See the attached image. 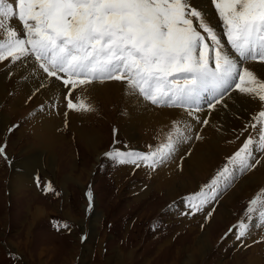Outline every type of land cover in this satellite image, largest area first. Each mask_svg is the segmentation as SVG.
<instances>
[{"label": "rangeland", "instance_id": "1", "mask_svg": "<svg viewBox=\"0 0 264 264\" xmlns=\"http://www.w3.org/2000/svg\"><path fill=\"white\" fill-rule=\"evenodd\" d=\"M207 1L210 9L215 12L210 0ZM206 22L210 23L208 20ZM194 26L206 35L202 29H199L198 21L194 20ZM218 28L219 31H216L213 27L217 35L226 43L224 27ZM11 64L10 60L0 62V73L2 71L7 73ZM38 68L34 72L44 74ZM15 73L11 72L12 75L5 79L6 88H3L4 93L0 95V115L4 114L9 119L5 130L6 135L0 131V146L5 148L7 156V159L0 156V264H109L110 260L115 262L117 258L123 260V264H170L172 261L173 264H179L180 259L176 258L168 263L171 254H174L172 248L177 247L174 248L175 252L183 251L184 248L193 244L197 231L207 229L214 216L216 217L220 203L235 189L240 179L255 172L256 168L262 165H257L251 171H237L233 182L222 191L217 202L205 208L203 212L183 215L182 213L189 211L185 206V197L207 184L225 166L227 158L240 148L249 135H252L254 139L258 138L259 125L255 131L250 125L255 122L253 118L259 111L264 110V104L254 115L245 120L241 128L234 131L235 135L229 139L230 141H226L228 144L231 142L234 149H231L226 156L223 155V158H220L207 171H199L191 182V184L195 183L193 188L181 191L179 196L173 199H167L164 197V191L158 188V182L164 178L173 179L180 176L192 149L200 142V139H195L196 134L199 133L202 137L203 129L205 130L207 126L213 128L216 126L215 121L212 123L213 121L209 120L213 109L208 108L207 104L201 103L199 109L210 110L200 119H208V125H197L195 132H192L191 128L192 131L186 135L192 138L179 143L173 157L153 171L144 166L137 168L130 164L120 165L104 153L113 149L147 152L150 145L155 147L166 142L167 134L172 130L175 119H178L179 111L174 112L168 123L152 121L146 113L149 112L147 113L149 115L156 113L159 109L181 108L152 105L141 97L131 94L126 99L127 85L109 81L104 83H114L120 91L114 89L111 95L104 99L97 94L99 89L94 88L96 83L86 90L78 89L74 95L86 98L95 110L77 113L66 108L65 89L60 83L59 88L62 93L52 92L50 97L45 93L41 95L43 88L35 89L33 93L28 91L20 93L17 86L19 79L18 76L14 78ZM248 97L251 98L249 95ZM253 98L255 103L258 101L261 104L257 98L256 100ZM128 99H133V102L136 100L138 103L142 100L152 107L143 109L141 105L136 106L133 112V106L128 105L131 102ZM15 104L18 105L16 108ZM66 112L67 115H65ZM42 116L47 117L45 118L47 123L51 121L60 123L55 129L58 142L51 146L47 140L49 143L47 147L55 156V161H58L57 174L53 178L40 166L27 177V181H22L21 191L12 193L9 188L10 175L16 171L12 162L15 163L16 160L27 156L26 151L20 150V147L26 148L30 144L36 146L39 139L43 141V138L55 134L54 123L52 129L42 130L45 127L41 125ZM96 118L102 121L106 118L108 121L103 125L105 130L98 128L103 131L101 130L102 135L100 134L99 138L97 158L92 150L86 149L75 130L76 126L81 125L96 126ZM130 118L137 121L138 125L134 127L133 134L129 137V135L126 136L124 125ZM144 119L147 121L144 122ZM246 125H249L248 131H244ZM39 147L45 146L38 145L36 148ZM254 156L261 159V163L264 164V153L255 151ZM83 167L87 168V173L82 174ZM70 176L72 179L69 178ZM37 180L40 187H37ZM49 183L53 191L45 194L44 187ZM81 184L83 187L80 186ZM262 189H264V179L247 197L242 199H240L242 195L236 197L237 203L227 209L228 216L224 218V221H230L222 223L223 226L221 225L218 235L213 239L210 250L203 256L205 264H229V262L245 264L244 262L250 258L254 260L253 262L257 258L256 264H264V226H260L257 216L254 215L248 221L251 225L249 232L252 231L253 238L246 234L244 238L238 240L235 234L229 233L230 228L238 221L245 219V210L249 201ZM89 191L92 192L91 203L87 195ZM36 204L43 206L47 213L33 221L34 207L38 206ZM213 207L215 211L211 219L206 220V213ZM95 210L99 211L101 217L95 226L93 236L89 237L86 226L77 223L71 217L87 220L92 217L91 214ZM67 211L69 215H72L70 218L67 216ZM57 223L59 225L66 223L68 228L61 226L58 231L54 226ZM210 230L214 232V229L210 228L209 233ZM226 233H228L227 236H225Z\"/></svg>", "mask_w": 264, "mask_h": 264}, {"label": "snow or ice", "instance_id": "2", "mask_svg": "<svg viewBox=\"0 0 264 264\" xmlns=\"http://www.w3.org/2000/svg\"><path fill=\"white\" fill-rule=\"evenodd\" d=\"M211 2L223 23L226 43L190 0H0V62L34 61L65 89L69 111L95 110L86 98L74 95L78 89L116 81L125 83L131 95L152 105L185 109L207 126L208 119L200 120L196 113L208 96L210 109L226 107L224 98L232 89L264 104V80L235 58L264 63V0ZM14 20L20 29L12 26ZM253 119L250 127L255 131L259 125L258 138L249 135L207 184L185 197L189 211L183 215L203 212L218 201L237 171H251L261 163L254 152L264 153V110ZM191 131L174 121L166 142L150 145L147 152L113 149L104 155L120 165L155 171L173 157L179 143L192 138L186 135ZM195 139H201L199 133ZM0 156L7 159L3 146ZM51 191L52 185L46 184L45 194ZM87 195L91 203L92 192ZM214 211L213 207L206 213V220ZM254 215L264 226V189L249 201L245 219L229 233L244 238ZM54 226L58 231L68 228L66 223Z\"/></svg>", "mask_w": 264, "mask_h": 264}, {"label": "bare ground", "instance_id": "3", "mask_svg": "<svg viewBox=\"0 0 264 264\" xmlns=\"http://www.w3.org/2000/svg\"><path fill=\"white\" fill-rule=\"evenodd\" d=\"M210 3L212 4L211 0H210ZM190 4L192 6H194L195 8H197L198 10L203 11L205 19L210 21L209 25L211 27H214L216 31H219L218 27L223 26V23L220 20L218 13L216 12V10H215V12H213L210 9L207 0H190ZM212 6L215 9L213 4H212ZM12 26L16 27L18 29H20L22 27L19 24V22L16 20L12 21ZM226 50H228V49H226ZM235 58L237 59V61L239 63L240 62L239 58L238 57H235ZM11 65L12 66L9 67V70L7 73H5L4 71H2L0 73V95L2 93H4V92H2L3 88H6L4 81L6 82L5 79L9 75H12L11 72H14V73L17 72L18 73V74L15 73L16 76H14V75L13 76H14V78L18 76L19 84L17 86L19 87L18 89L20 90L19 91L20 93L21 92L22 93L27 92V91L29 93H33L34 91H36L35 89H42V88L44 90H43V92H40V93H42L41 95L47 94L50 97V94L52 92L62 93V92H60L61 90L59 88L60 85H59L58 81L47 78L45 74H42L40 72L38 74H36L34 72V71H36V69L38 67V65H36L34 61L29 60L28 62H16L15 64L12 63ZM242 65L245 67H248L261 80H264V63L247 61V62L243 63ZM38 70H39V68H38ZM42 75H44V76H42ZM21 78H23V79H21ZM42 84L44 85V87H41ZM96 84L97 85L94 86V88L99 89V92L97 94L98 95L100 94L103 97V99H104V97H108L109 95H111V92L114 89L118 90L117 86H115L114 83L113 84H107V83L105 84L104 83L103 87H101L103 85L102 83L100 85H99V83H96ZM16 89H17V87H16ZM6 91L7 90H5V92ZM118 91H120V90H118ZM38 93H39V91H38ZM227 95L230 97L225 96L224 102H223V104L226 105V107L223 105H217L216 108L210 112L209 120H210V122L213 121L212 123H214V121H215L216 126L214 128L212 126H207L205 130L204 129L202 130L203 134H202V137L200 139V142L197 143V145H195L194 149H192V152L190 153L187 160L185 161V168L183 169V172L181 173V175L180 176L177 175L178 177H176V178L172 177L173 179H171V178L165 179L164 178V180L162 179L163 181L161 180L160 182H158V188H160L164 191L163 193H164L165 198L173 199V198L179 196L178 194L181 191H183L185 189L188 190V189L193 188L195 186V183L191 184V182L193 181L194 176L197 173H199V171H201V172L207 171V169L211 168V166L214 163H216L220 158H223L222 157L223 155L226 156L231 151V149H234V148H232L231 142H230V144H228V143H226V141L227 140L230 141L229 139H231L232 136L235 135L234 131L237 130L238 128H241V126L244 124L245 120L248 119V117L254 115L255 112L257 110H259L258 108L260 106H262V104H260L258 101H256V103H255L252 100V96H251V98H249L248 95L242 94L238 90H235L230 95L228 93ZM93 96H94V94H93ZM129 97H130V94H129V91H127L126 99ZM95 98L97 99V97H95ZM209 99H211V96H208L207 99H202L200 101V103H202L203 100H205L206 104H208ZM253 99H255V98H253ZM128 100L131 101L128 105L133 106V109H132L133 112H134L136 106L141 105L143 109L152 107L150 105H146L140 99H139L140 101L138 100L139 103L136 100H134V102H133L132 101L133 99H128ZM17 106H18L17 104L14 105L15 108ZM193 107L195 108L196 105H194ZM199 108H200V106H199ZM175 111H179L178 119H175V121L179 122L181 127H183L184 125H188L193 129L192 132H195L194 129L198 128L197 125H201L196 120H194L192 117L188 116L187 111L183 110V109H169V108H168V110L159 109L156 111V113H151L149 115H147V113H149V112H147L146 116H148V118L152 121L168 123L169 120L174 115ZM209 111L210 110H207V109L199 110L196 113V115L201 119ZM108 114H109V116H111L110 112H108ZM130 117L132 118L131 115H130ZM41 118H43V119H41V123H42L41 125L45 126L44 129H42V130L46 131L48 129H52V124L54 123V129L53 130H54L55 134L50 135L47 138H43V141H40V139L39 140L37 139L38 142L36 143V146H33V144H30V146H28L26 148H24L25 146L24 147L21 146L22 149L20 147V150L26 151L27 156H25L21 160H16L15 163L12 162V166L14 168H16V171L12 174L13 176L10 175L11 178L9 181L10 182L9 185H11V186H9V188L12 191V193H15L17 191L18 192L21 191L20 189L22 188V181H25L27 179V177L32 175L35 172V170L37 168H39L40 166H42V169L44 170V172H46L48 175H50L53 178L57 174L58 161L57 162L55 161V159H54L55 156L52 154V151L47 146L49 145V143L51 146H54V144L58 142V140H57L58 136H56L55 129H56V126L59 125L60 123H59V121L52 122L51 119H50L51 123H47V119H45L47 117L42 116ZM131 118L129 120H126L125 125L122 124V125H124V131L126 133V136L129 135V137L133 134L132 131H133L134 127H136L138 125V122L135 120H132L133 118L132 119ZM96 119H97V121H96L97 125L96 126L81 125V126H76V128H75V130L78 132V135L80 136V140L83 142V144L87 150H89V151L92 150L93 155H96L95 158H97V155H99L98 145H99V138H100V134H101V130H102V129H98V128H104L103 125L108 123L106 118L104 119V121H102L101 119H98V118H96ZM143 121L146 122L147 120L144 119ZM247 121H249V120H247ZM8 122H9V119L7 116H4V114L0 115V129H1L0 131H2V134H5V130L7 128L6 126L8 125ZM60 122L62 123V121H60ZM104 130H105V128H104ZM37 136H38V134H37ZM38 138H40V137H38ZM47 140L49 141V143L47 142ZM38 145H44L45 147L36 148ZM57 147H59V146H57ZM27 149H29L30 151ZM177 149H178V147H176V150ZM260 164H262V165H260L258 168H256L255 172L249 174L247 177H245L243 179H240V181L238 182L235 189L230 194L227 195V197L222 201V203H220V209L217 210L216 217L214 216L212 221L209 223L207 229H205L204 231H199V230L197 231L198 233L195 234V236H194L193 244H191L187 248H184V250L182 249L183 251L179 250V251L175 252V250H174L175 247L172 248V250L174 251V254H171V256H173V257L171 258V256H170V258H169L170 260L168 261V263L171 262V260H175V258L180 259L179 264H205L206 263L203 259V256L205 254H207V252L210 250L211 243H212L213 239L218 235V230L220 229L221 225L223 226V224L230 221V220L224 221V218H226V216H228V215H226L227 209H229V207H233V205H235L237 203V198H236L237 196L242 195L240 199L247 197L249 194H251L256 189V187L259 184L262 183V181L264 179V164L263 163H260ZM81 170H84V171H82V174L88 172L86 167H83ZM204 173H206V172H204ZM69 178L72 179L71 176ZM78 180H80V177H78ZM80 186L83 187L82 184ZM65 191H67V190H65ZM36 205H38V206L34 207V213L32 214L33 215V217H32L33 221L37 220L42 214L47 213L46 209L43 206H41L39 204H36ZM239 208H240V206H239ZM66 213H67V216H69V218L72 216L71 214L70 215L68 214L69 213L68 211ZM91 216L92 217L90 219H87V220L79 219V218L74 217V216L71 217V219H74L77 223L79 222V223H82L84 226H86V230H87L89 237L93 236V233L95 231V226H96V224H98V221L101 217V214L99 213V211L95 210V211H93ZM210 228L212 230L214 229V232H212L210 230V233H209ZM248 235L252 238L254 237L252 231H250L248 233ZM177 246H179V245H177ZM179 255H180V258H179ZM73 260H74V258H73ZM115 260H116L115 262H112L110 260L108 263L109 264H123V260H121V259L119 260V258H117ZM256 260H257V258L255 259V262H253L254 260L250 258L247 260V262H244V263L245 264H256L258 262ZM172 262L170 264H173ZM229 264H230V262H229Z\"/></svg>", "mask_w": 264, "mask_h": 264}]
</instances>
